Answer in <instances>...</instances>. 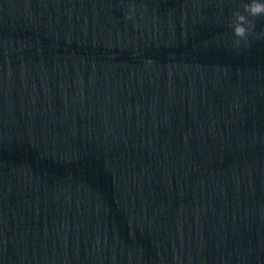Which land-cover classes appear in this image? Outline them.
<instances>
[{"label":"clouds","instance_id":"9594fccd","mask_svg":"<svg viewBox=\"0 0 264 264\" xmlns=\"http://www.w3.org/2000/svg\"><path fill=\"white\" fill-rule=\"evenodd\" d=\"M232 22L229 25L232 28L234 49H239L243 42L247 47L249 36L256 32V18L264 17V0H249L244 4L242 11L232 13Z\"/></svg>","mask_w":264,"mask_h":264}]
</instances>
